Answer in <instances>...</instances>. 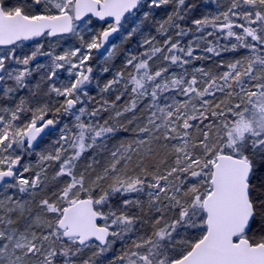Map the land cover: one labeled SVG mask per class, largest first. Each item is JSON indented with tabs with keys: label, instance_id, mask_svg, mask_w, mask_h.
Segmentation results:
<instances>
[{
	"label": "snow or ice",
	"instance_id": "1",
	"mask_svg": "<svg viewBox=\"0 0 264 264\" xmlns=\"http://www.w3.org/2000/svg\"><path fill=\"white\" fill-rule=\"evenodd\" d=\"M202 2L0 0V264H264V0Z\"/></svg>",
	"mask_w": 264,
	"mask_h": 264
},
{
	"label": "trees",
	"instance_id": "2",
	"mask_svg": "<svg viewBox=\"0 0 264 264\" xmlns=\"http://www.w3.org/2000/svg\"><path fill=\"white\" fill-rule=\"evenodd\" d=\"M189 2H194V3H197L198 4V7L196 9V12L194 13V15H199L200 13L206 11V10H212L214 8L213 5L209 4L207 5V7L203 4L202 0H189ZM117 66L119 65L120 63V60L119 58H117V60L115 61ZM97 75H99V73H97ZM103 79V78H102Z\"/></svg>",
	"mask_w": 264,
	"mask_h": 264
},
{
	"label": "rangeland",
	"instance_id": "3",
	"mask_svg": "<svg viewBox=\"0 0 264 264\" xmlns=\"http://www.w3.org/2000/svg\"><path fill=\"white\" fill-rule=\"evenodd\" d=\"M118 40H119V38H117V40H115L114 42L118 43ZM99 60H100V57H97V58H96V61H94V63H97ZM33 159H34V158H33Z\"/></svg>",
	"mask_w": 264,
	"mask_h": 264
}]
</instances>
